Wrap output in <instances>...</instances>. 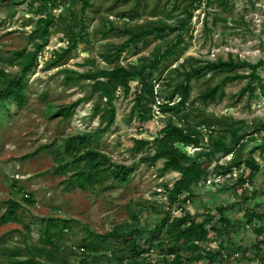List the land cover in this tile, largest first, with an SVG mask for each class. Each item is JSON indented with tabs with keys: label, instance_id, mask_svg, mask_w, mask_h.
<instances>
[{
	"label": "rangeland",
	"instance_id": "1",
	"mask_svg": "<svg viewBox=\"0 0 264 264\" xmlns=\"http://www.w3.org/2000/svg\"><path fill=\"white\" fill-rule=\"evenodd\" d=\"M90 1L92 6H87L83 12L80 0H52L46 10L42 0H0V88L20 73L19 61L11 59L15 51L33 50L38 19L45 16L54 19L46 45L38 56V65L25 78V101L21 104L14 99L0 100V264H9V257L2 253L5 247L41 245L43 225L40 219L44 217L75 220L59 242L61 259L54 264H84L86 261L117 264L110 251L100 252L106 256L101 262H94V253L81 250L88 240L86 226L99 233L137 227L158 236L157 226L162 218L169 215L173 219L185 212L193 214L198 221L208 212L213 214L208 227L215 225L223 232L219 235L217 231H210L202 253L219 249L223 242L229 247L228 251L237 246L254 248L257 242L254 228L264 224V219L257 218L258 214L264 216V64L252 80L234 78L227 81H224V74L213 75L210 66L230 57L252 63L264 60V0H232L225 7L218 0ZM133 10L134 19L125 17ZM189 12L192 14L190 21ZM156 20L185 25L180 31H166L161 38L140 42L137 48L125 51L118 61L125 66L139 64L153 56L156 46L166 47L180 40L182 54L179 60L175 61L176 57H173L162 63L161 72L156 73L155 88L159 96L151 117L145 121L138 117L135 107L139 81L135 79L128 94L123 91L116 94L115 123L101 134L97 133L103 124L99 116L93 115V99H86L91 81H70L69 74L99 68L110 70L117 63L114 60L116 49L126 39L117 28L124 24L138 28ZM102 31H108L109 36L105 37ZM72 36L79 42L70 55L62 59L55 57V52H61L69 45ZM188 57H193L194 63L209 67L201 77L192 79L190 104H187V111L192 113L188 119L181 120L183 112L175 115L160 107L168 102L173 86L180 79L175 77L174 83L165 86L163 78L170 68ZM52 62L56 63L52 65ZM168 63L172 65L167 67ZM239 72L246 74L249 70L241 68ZM157 78H161L160 85ZM223 81L221 98L206 104L199 99L203 90ZM248 83L254 86V95L246 91L239 96ZM79 99L82 101L73 114L62 117L60 108ZM178 100L175 97L174 101ZM171 117L176 125L190 124L201 132L202 147L180 145L192 158L196 152L212 149L211 136H227L229 142L230 135L226 131L230 128L244 137L235 153L221 157L219 161L212 159L209 175L194 187L190 203L172 202L165 189V184L172 185L180 177L179 172L163 171L162 159L154 164L141 163L140 157L148 147L140 153L133 150L135 138L152 142ZM204 118H218L221 122L199 126ZM84 133L95 134L89 146L114 162L137 163L127 182L108 177L102 185L81 189L70 187L71 173L54 172L58 164L69 158L63 153L64 142L72 135ZM48 144L53 145L42 148ZM251 152L260 170L238 192L234 187L236 178L245 165L234 168L227 175L218 173L217 166L226 165L236 157L248 159ZM10 199L19 204L18 219L5 223L1 217L9 214L6 202ZM220 207L227 208L229 217L237 223L234 229L219 223ZM246 212L253 215L254 220L249 224H246ZM165 236L163 231L162 241L155 239L152 250L138 260L148 264L159 262L167 245ZM197 253L186 254L190 258L187 264H208L207 259L191 260ZM257 261V258L239 260L242 264ZM124 263L133 264V261L126 259ZM225 264H233L231 256Z\"/></svg>",
	"mask_w": 264,
	"mask_h": 264
},
{
	"label": "trees",
	"instance_id": "2",
	"mask_svg": "<svg viewBox=\"0 0 264 264\" xmlns=\"http://www.w3.org/2000/svg\"><path fill=\"white\" fill-rule=\"evenodd\" d=\"M44 9H49L52 0H42ZM82 2L81 8L84 12L87 6H92L90 0H80ZM196 1V0H194ZM221 6H226L232 0H218ZM133 11L127 12L125 17L134 19ZM192 17L189 12L190 21ZM54 23L53 18L48 16L40 17L36 22L37 27V41L33 50L26 52L25 49L15 51V56L12 60L19 61L20 73L14 78L8 79L6 85L0 88V100L14 99L18 103H23L26 98V90L24 81L27 75L38 65V56L46 45L49 38L50 26ZM185 24H167L163 20L152 21L149 24H144L140 27H130L127 24L117 28V32L126 36V39L119 44L116 49L114 60L117 61L110 70L99 68L95 71L75 72L69 74L70 81L85 79L91 81L90 89L88 90L86 99H93V115L99 116L103 127L97 133L108 130L116 121L117 111L115 107V97L118 91H123L128 94L131 90V83L135 79L139 81V88L137 89V104L136 112L141 121L149 119L152 115L153 105L156 103V98L159 93L156 91V73L161 72L162 63L171 61L173 57L175 61L179 60L182 52L180 51V40L170 46L158 45L153 50V56L142 60L139 64L125 66L118 63L121 55L129 48H137L139 43H147L151 38H161L166 31H180ZM105 37L109 36L108 31H102ZM81 37L82 34H80ZM79 39L76 36L70 38L69 45L62 49L61 52H55V57L59 59L70 55L72 49L78 45ZM109 56V55H108ZM193 57L186 58L179 65L170 68L163 78L164 85H171L175 81V77L179 78L172 88L167 103L160 107L164 112H173L175 115H180V119H188L192 111H187V104L190 102V94L192 90V79L199 78L204 71L209 67L203 64L193 62ZM56 62H52L54 65ZM264 64L261 59L256 63L242 61L238 58L230 57L228 60H218L210 67L213 75L224 74V81L234 78H248L254 79L257 70ZM168 63L167 67H170ZM247 68L249 70L246 74H241L239 70ZM177 75V76H175ZM158 84L161 78H157ZM220 82L214 86H210L199 94V99L203 103L215 102L222 97L221 92L224 84ZM160 85V84H159ZM254 86L248 83L242 90L239 96H242L246 91L250 95H254ZM178 97L177 102L174 101ZM82 99H79L70 104L64 105L60 108L62 117H70L74 110L78 107ZM193 103V102H192ZM186 111V112H184ZM221 119H203L201 124H208L213 126L219 124ZM230 128L226 132L230 135V141H226V137H212V149L206 152H196L194 158L190 157L187 152L180 146H193L196 148L202 147L201 132L188 125H176L171 117L166 125L159 130L157 137L150 140L144 138H135L133 150L136 153L143 152L144 149L149 148L140 157L141 163H156L163 160V171L173 170L180 173V177L176 179L172 185L165 184V189L168 191L169 198L172 202L190 203L193 198V189L201 180L206 179L209 175V167L212 159L219 161L221 157H225L231 153L236 152V147L241 146L243 136H238L235 130ZM264 129V125H263ZM95 136L92 133H84L70 136L63 144V153L69 158L54 168V172L58 174L71 173L69 177L70 187H79L86 189L94 185H102L103 181L111 177L120 182H127L131 173L136 170L137 163L124 164L114 162L113 159L106 154L100 152L95 147L89 146L91 139ZM152 143V144H151ZM53 144L43 146V149L51 147ZM244 164L245 168L242 173L236 178L235 189L240 192L242 187L251 182L260 170V166L253 157L252 152L248 159L240 160L239 157L232 159L226 165L217 166V172L227 175L233 171L234 168H240ZM185 195L179 199L180 196ZM8 215H3L1 220L5 223L18 219L16 211L19 204L15 200H8L6 202ZM219 223L224 227L234 229L236 224L228 215V209L218 208ZM248 217L246 224L251 223L254 219L250 212H246ZM250 216V217H249ZM257 218L263 221L264 216L258 214ZM213 219V214L206 213L205 218L201 221L196 220L193 214L185 212L181 216L170 218L166 215L160 220L158 224V236L147 234L140 228H117L107 233H99L86 226L88 240L81 246L82 251L94 253V262H101L105 253L99 254L102 251H110L112 257L117 261V264L124 263L126 259H132L133 264H148L142 263L138 259L149 253L153 246L154 240L162 241L161 235L164 231L167 245L165 250H162V259L156 264H187L190 261L186 254L196 253V256L191 258L197 262L207 259L208 264L218 261L223 258L224 251L228 256H232L235 252H240L243 259L246 260H263L264 259V224L255 226L257 242L253 247L242 248L237 246L232 251H228V246L225 242L221 243L219 249H208L204 253L203 246L205 240L210 236V231H217L222 235L220 227L213 225L208 227ZM43 227L41 228V245L25 244L14 249L5 247L3 255L9 257V264H54L57 263L61 257V244L63 234L67 232L75 220L67 218L44 217L40 219ZM144 241L141 242V239ZM225 241V240H224ZM64 252V251H63ZM123 256L120 257V254ZM187 257V258H186ZM84 264H92L86 261Z\"/></svg>",
	"mask_w": 264,
	"mask_h": 264
},
{
	"label": "built area",
	"instance_id": "3",
	"mask_svg": "<svg viewBox=\"0 0 264 264\" xmlns=\"http://www.w3.org/2000/svg\"><path fill=\"white\" fill-rule=\"evenodd\" d=\"M235 175V174H234ZM81 250H83V248H81ZM228 258V255L226 253L223 254V258L215 261V262H211L209 264H225L226 263V259ZM232 263L233 264H242L241 262H239L240 259H242V255L240 252H235L232 256ZM251 262V261H250ZM250 264V263H249ZM254 264H264V259L263 260H258L256 263Z\"/></svg>",
	"mask_w": 264,
	"mask_h": 264
}]
</instances>
